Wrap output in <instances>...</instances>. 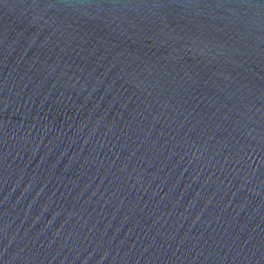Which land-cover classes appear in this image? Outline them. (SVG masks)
Returning <instances> with one entry per match:
<instances>
[{"label": "water", "instance_id": "obj_1", "mask_svg": "<svg viewBox=\"0 0 264 264\" xmlns=\"http://www.w3.org/2000/svg\"><path fill=\"white\" fill-rule=\"evenodd\" d=\"M0 264H264V0H0Z\"/></svg>", "mask_w": 264, "mask_h": 264}]
</instances>
